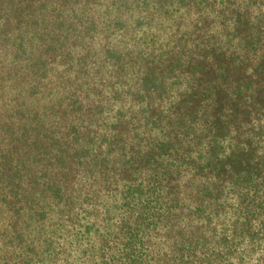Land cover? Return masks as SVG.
I'll use <instances>...</instances> for the list:
<instances>
[{"label": "trees", "instance_id": "16d2710c", "mask_svg": "<svg viewBox=\"0 0 264 264\" xmlns=\"http://www.w3.org/2000/svg\"><path fill=\"white\" fill-rule=\"evenodd\" d=\"M2 70L0 214L51 264H264V0H0Z\"/></svg>", "mask_w": 264, "mask_h": 264}, {"label": "rangeland", "instance_id": "374dc122", "mask_svg": "<svg viewBox=\"0 0 264 264\" xmlns=\"http://www.w3.org/2000/svg\"><path fill=\"white\" fill-rule=\"evenodd\" d=\"M158 23L163 25L166 22L161 20ZM21 72L25 74L24 71ZM18 75L15 76L13 72L6 70L0 72V106L9 109L12 104L10 101L17 92L23 90L24 84L28 82L24 81L25 77L19 78ZM43 83L47 94H42L44 99L41 101H38L41 98L39 95L35 97L37 101L26 98L23 93V96L18 98V100H24L26 109L32 107L35 111L42 113L43 106H48L47 103L51 102V70L47 71ZM13 230L15 231L14 236ZM16 234L20 235L18 238L20 241L14 239ZM29 252L32 254L33 264H51V219H45L36 224L26 214H22L19 219L2 211L0 214V264H12L15 253L24 255Z\"/></svg>", "mask_w": 264, "mask_h": 264}]
</instances>
